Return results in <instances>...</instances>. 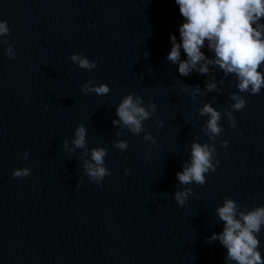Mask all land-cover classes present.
I'll list each match as a JSON object with an SVG mask.
<instances>
[{
	"label": "water",
	"instance_id": "obj_1",
	"mask_svg": "<svg viewBox=\"0 0 264 264\" xmlns=\"http://www.w3.org/2000/svg\"><path fill=\"white\" fill-rule=\"evenodd\" d=\"M0 20V264H235L210 237L223 231L226 199L264 206V88L240 92L218 65L180 74L167 59L183 22L175 0H0ZM101 84L107 94L91 90ZM129 94L150 112L139 134L113 123ZM205 104L220 113L214 138ZM80 125L84 148L73 144ZM194 142L215 148V167L205 183L182 184ZM98 147L110 173L99 184L85 170ZM257 236L264 258V225Z\"/></svg>",
	"mask_w": 264,
	"mask_h": 264
},
{
	"label": "clouds",
	"instance_id": "obj_2",
	"mask_svg": "<svg viewBox=\"0 0 264 264\" xmlns=\"http://www.w3.org/2000/svg\"><path fill=\"white\" fill-rule=\"evenodd\" d=\"M183 22L179 25V39L175 33H170L171 49L167 59L178 64L180 74L187 76L193 71L201 74L209 72V65H218L225 74H235L240 92L258 94L264 88V71L258 70L264 63V0H175ZM9 31L7 20H0V35ZM207 47L214 53L209 59L202 50ZM182 52L185 58L182 59ZM147 54V53H146ZM9 55H12L9 49ZM73 62L80 67L91 69L96 67L95 62L78 54L71 56ZM91 81L83 91L90 90ZM209 90L215 89V82L207 83ZM91 90L99 95L107 94L110 88L106 84L92 87ZM197 86L195 92H199ZM235 101L233 108L241 110L246 106V99L233 93ZM151 111L156 110L152 104ZM200 112L208 115L207 130L214 138L221 131L218 122L220 113L210 104H205ZM118 120L114 124L122 123L131 132L139 134L143 131V122L150 116V112L142 105L139 97L129 94L123 98L117 107ZM229 115H231L229 113ZM235 127V120H232ZM87 129L80 125L75 130L73 144L78 148L86 145ZM145 139H151L145 135ZM155 142V141H153ZM121 150L127 149L125 141H118L115 145ZM67 147V141H65ZM215 148L208 144L194 142L192 144L191 161L182 171L177 172V179L182 184L205 183V173L214 169L213 152ZM107 151L103 147L93 148L91 160L85 162L87 174L98 184L106 175L108 169L104 166V157ZM27 155V154H25ZM219 161H216V165ZM30 170H14V177H26ZM191 190L177 192L175 199L183 204ZM217 214L224 222L221 233H213L211 240H219L227 249V260L235 264H264L259 251L257 234L264 225V206L247 212L239 211L236 202L226 199Z\"/></svg>",
	"mask_w": 264,
	"mask_h": 264
}]
</instances>
